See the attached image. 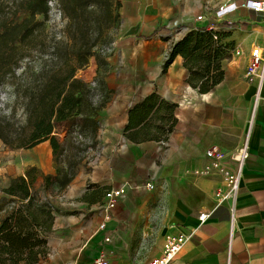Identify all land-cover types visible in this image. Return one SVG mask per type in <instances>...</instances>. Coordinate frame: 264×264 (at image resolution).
Returning <instances> with one entry per match:
<instances>
[{"label":"crops","instance_id":"0c3cea01","mask_svg":"<svg viewBox=\"0 0 264 264\" xmlns=\"http://www.w3.org/2000/svg\"><path fill=\"white\" fill-rule=\"evenodd\" d=\"M207 1L119 0L121 36L115 52L94 55L79 71L85 82H101L98 91L105 105L98 116V162L70 185L69 197L81 200L67 225L75 224L74 234L83 241L63 251L69 254L64 264L87 263L101 250L119 264L146 262L161 256L171 233L188 238L170 264H264V81L258 92L257 84L245 77L251 49L264 47V15L242 8L244 0H237L219 20L216 10H206ZM201 14L206 15L202 23L196 21ZM223 22L246 23L248 28L224 27ZM175 25L188 31L212 25L214 30L242 32L237 83L221 82L201 94L186 83L181 56L164 71V57L178 41L170 39ZM152 95L151 106L133 110ZM174 121L173 131L166 133ZM245 144L249 157L237 197L229 259L231 215L215 193L225 186V171L235 169L234 158ZM214 146L226 154L224 169L200 176L197 172L209 164L207 151ZM149 182L155 190L145 188ZM122 187L125 194L118 206L106 213V193ZM202 214L207 215L204 221ZM64 220L56 219L54 229H61ZM104 222L106 229L101 231Z\"/></svg>","mask_w":264,"mask_h":264},{"label":"trees","instance_id":"16d2710c","mask_svg":"<svg viewBox=\"0 0 264 264\" xmlns=\"http://www.w3.org/2000/svg\"><path fill=\"white\" fill-rule=\"evenodd\" d=\"M48 1L16 0V12L25 17L0 21V89L11 87L13 98L8 113L0 110V141L12 150H29L48 141L57 166L54 174L29 167L2 189L0 212L5 216L0 224V256L12 258L31 256L37 245L45 255L48 242L42 235L53 231L55 211L61 210L44 197L66 190L86 158L76 157L78 147H74L72 132L61 140L57 130L73 123L81 137L97 145L98 116L105 102H94V91L78 73L87 67L96 49L109 42L110 30L120 23L119 0H59L67 20L65 40H48ZM222 25L248 28L246 23ZM213 38L207 27L189 30L172 46L164 71L181 56L188 72L186 83L201 94L212 92L224 77L221 60L207 54ZM34 52L41 56L38 69L31 59ZM44 54H49V59H44ZM25 59L30 61L19 73ZM153 99L154 95L148 97L133 110L151 106ZM174 126L175 121L166 133H171Z\"/></svg>","mask_w":264,"mask_h":264},{"label":"rangeland","instance_id":"374dc122","mask_svg":"<svg viewBox=\"0 0 264 264\" xmlns=\"http://www.w3.org/2000/svg\"><path fill=\"white\" fill-rule=\"evenodd\" d=\"M15 1L16 0L0 1V21L2 19L11 20L13 18L22 20L25 17L21 12H16L14 8ZM39 19L43 20L41 17ZM66 23L67 20L65 17L58 19L56 17L49 16L48 20L45 21V34L48 37V40L53 38L55 40H65ZM173 27L175 28L170 34V39L172 40L179 41L189 32L185 28L177 27V25ZM209 31L210 33H213L214 38L213 43L207 50V54H211L215 58L221 60V68L224 71L222 83L228 85L237 83L235 78V68L238 65V59L240 58L239 60L242 61L243 58L236 55V50L240 48L239 38L243 33L241 32V35H236L232 30L226 29H213ZM120 36L121 35L117 25L109 32V42L106 45H102L97 48L95 56L100 55L104 57L114 53L116 50V43H119L120 41ZM110 44H113L111 52H100L101 49L106 50L105 48ZM169 52L170 51H167L164 57V62H166ZM33 55L34 58H31L34 59L33 66L35 69H38L41 63V56L38 52H34ZM43 57L44 59H49L50 56L49 54H44ZM28 61H30V59H25L22 62L19 73L24 69ZM87 83L92 89H95L96 95V89L99 87L101 82L97 79H93L91 81H87ZM11 91V87L0 89V110L3 113H8L10 110L8 104H11L13 99ZM96 101V104L98 105L104 101V98H98ZM100 131L101 130L99 129V133ZM68 132H72L70 136L74 142V147H78V149L74 151L76 157H86L80 167L79 174L82 173L84 175H88L92 172L94 166L98 162L99 157L97 156V153L99 151L100 141L97 139V145L92 146L91 140L81 137L78 129L74 127L73 123L62 125L57 130V135L61 140H63ZM45 146H47V148H44ZM41 153H43V157L40 158ZM33 166L41 169L44 173L54 174L56 172L57 166L53 160L52 148L49 142L39 146V148L31 150H12L7 148L3 142L0 141V197L4 196L2 189L9 185L13 177L24 175L27 169ZM38 187L39 184L36 188ZM69 192L70 186L63 192L50 194L47 198L44 197L47 201L54 202L55 206L61 210L60 213L55 211L53 231L42 235V237H44L48 242L45 255L42 253V248L37 245L31 256H24L23 258L0 256V264H30V262H33V264H64L68 260L69 254L63 251L68 249L69 245L77 246L83 241V237H79L74 234L75 232L72 228L75 227V224L71 225L70 228L67 225L68 216L77 213L76 203L81 200V198L69 197ZM11 205L14 206L15 204ZM3 216H5V213L0 212V224ZM62 217L65 218V225L59 230L54 229L56 226V219L58 220Z\"/></svg>","mask_w":264,"mask_h":264},{"label":"built area","instance_id":"2783aa9c","mask_svg":"<svg viewBox=\"0 0 264 264\" xmlns=\"http://www.w3.org/2000/svg\"><path fill=\"white\" fill-rule=\"evenodd\" d=\"M237 0H211L206 3V10L209 13H212L213 10H216L220 16L217 19L221 20L223 17L222 14L225 10L232 4H234ZM48 6L50 8L49 16L56 17L61 19L64 17V14L60 8L59 0H49ZM242 8L250 9L256 13H262L264 15V0H244V2L240 5ZM206 20V15L201 14L197 16V22H204ZM264 23V18H263ZM213 26H208L207 30H213ZM113 48V44H110L106 47V50H102V53L111 52ZM242 49L239 48L236 50V55H242ZM170 53V52H169ZM169 57V55H168ZM168 59V58H167ZM245 77L251 83H256L258 87V92L261 89V86L264 81V47L254 46L251 49L250 57L248 59V65L245 72ZM92 89V88H91ZM95 93V89H92ZM97 94L94 96V102L97 103L98 98H103L102 94L96 89ZM98 154V153H97ZM249 157V151L247 145L245 144L236 154L234 160L236 162L235 169L231 171H225V186L220 187L216 190L215 198L218 203L226 204L230 211L231 220H230V237L227 246V254L229 259L231 258L234 251V237L235 230L237 226V217H236V203L237 197L239 193L240 183L244 175V165L245 161ZM207 158L209 159V164L205 169L198 171L197 174L200 176H209L213 173V169L223 167V161L226 158V154L218 147L214 146L210 150L207 151ZM145 188L149 191L155 190L156 186L154 183L149 182L146 183ZM125 194V188H119L117 190H111L106 193L107 204L105 207L106 213L114 210L118 206L119 199ZM201 221L207 219V215L200 216ZM106 229V222L100 225V230L104 231ZM188 236L185 233L178 234H168L165 237V242L163 245L162 254L160 257L151 259L146 262H138L134 264H170L177 255L182 251L183 246L186 242ZM106 242L110 241V238L105 239ZM84 264H119L111 261L106 252L101 250L93 260L84 263Z\"/></svg>","mask_w":264,"mask_h":264},{"label":"bare ground","instance_id":"6f19581e","mask_svg":"<svg viewBox=\"0 0 264 264\" xmlns=\"http://www.w3.org/2000/svg\"><path fill=\"white\" fill-rule=\"evenodd\" d=\"M258 98H259V95L257 94L256 99H258Z\"/></svg>","mask_w":264,"mask_h":264}]
</instances>
